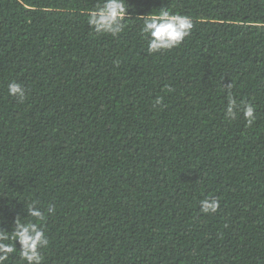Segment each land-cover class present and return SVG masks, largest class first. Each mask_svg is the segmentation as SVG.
<instances>
[{
  "label": "trees",
  "instance_id": "16d2710c",
  "mask_svg": "<svg viewBox=\"0 0 264 264\" xmlns=\"http://www.w3.org/2000/svg\"><path fill=\"white\" fill-rule=\"evenodd\" d=\"M101 2L0 0V228L35 202L42 264H264V0H127L115 37ZM162 10L193 28L149 53Z\"/></svg>",
  "mask_w": 264,
  "mask_h": 264
},
{
  "label": "clouds",
  "instance_id": "9594fccd",
  "mask_svg": "<svg viewBox=\"0 0 264 264\" xmlns=\"http://www.w3.org/2000/svg\"><path fill=\"white\" fill-rule=\"evenodd\" d=\"M128 7L127 0H102L94 10L90 11L88 25L96 33L115 37L126 28ZM192 28L191 17L162 10L158 15L144 19L141 33L147 38L148 52L157 53L179 46L190 35ZM8 94L22 100L26 91L20 83L10 82ZM236 105L235 98L229 95L226 108L228 118L235 116ZM240 111L246 123L251 126L256 119L255 106L245 102ZM218 208L219 200L216 197H208L200 202V210L205 214L215 213ZM47 211L48 214H51L54 211V206H49ZM26 212L27 216L33 217L41 223L25 222L20 216H16L11 231L0 228V264H5L9 257L17 252V242L20 258L24 264H42L41 250L49 243L48 236L42 227L45 214L36 207L35 202L28 206Z\"/></svg>",
  "mask_w": 264,
  "mask_h": 264
}]
</instances>
